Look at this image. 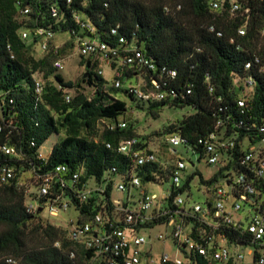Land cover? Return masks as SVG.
Segmentation results:
<instances>
[{
	"label": "trees",
	"instance_id": "obj_1",
	"mask_svg": "<svg viewBox=\"0 0 264 264\" xmlns=\"http://www.w3.org/2000/svg\"><path fill=\"white\" fill-rule=\"evenodd\" d=\"M53 3L54 0H0V91L11 90L16 99L12 108L0 113V143L24 149L28 161L38 172L67 165L73 171L82 172L83 183L90 179L101 183L110 167H117L122 174L132 168L131 161L108 149L107 144L117 146L122 140L137 138L138 134L134 126L125 130L109 129L110 124L119 122L125 114L127 103L113 92L120 90L113 87L111 92L108 91L107 80L97 74L91 58L82 57L86 73L79 82L66 81L54 69V61L63 59L69 47L75 48L72 40L58 54L52 46L40 55L35 40L23 39L24 32L33 33L36 28L53 23L49 15ZM57 3L65 19L53 26L56 34L69 33L73 37V31L78 29L73 20L74 12L93 24L102 40L113 41L111 29L120 25V32L130 40H136L158 65L178 71L171 90L179 92L175 101L153 104L130 98L139 107L148 104L154 118L166 106L194 109V114L169 126L164 133L181 135L196 153L203 155V149L196 144L213 133L219 121H224L230 136L235 132L233 122L244 120L246 125H259L264 118V78L257 80L246 116L240 114L237 105L244 96L243 87H238L237 81L246 77L245 63L253 52L264 57V37L260 33L264 24V3L260 0H254L251 5V27L243 39L247 51L239 50L237 45L229 42L232 37L237 38V29L243 23L241 17L231 16L229 4L226 11L220 12L211 9V0H72L71 4L67 0H58ZM167 7L169 11H166ZM27 8L31 13L22 15ZM211 26L222 31L224 36L219 38L210 32ZM207 73L212 76L213 93L206 82ZM35 74L40 75L45 85L40 99L34 92ZM189 89L191 94L187 93ZM67 96H71L70 101ZM228 115L233 120L228 121ZM236 131H240L241 139L246 134L254 142L262 138L255 128L249 133L245 128H236ZM53 135L59 139L48 162L41 163L36 159V152ZM32 140L36 141L37 147H29ZM142 141L140 147L149 150L148 140L143 138ZM15 164L19 171L24 167L20 162ZM162 168L160 164H152L138 168L136 172L146 183L155 180V173L163 175ZM106 196L109 213L98 205V196H94L89 204L75 202L74 209L83 216L80 222L84 217L91 220L99 211L109 218L113 196L111 185ZM26 201L23 190L0 184V264H105L93 261L91 251L72 242L69 229L45 221L41 212L29 214ZM157 223L160 222L151 225ZM57 243L61 244L60 248ZM72 251L76 252V259L70 258ZM190 259L192 261L182 264H208L198 256H190ZM8 260L13 261L9 263Z\"/></svg>",
	"mask_w": 264,
	"mask_h": 264
},
{
	"label": "built area",
	"instance_id": "obj_2",
	"mask_svg": "<svg viewBox=\"0 0 264 264\" xmlns=\"http://www.w3.org/2000/svg\"><path fill=\"white\" fill-rule=\"evenodd\" d=\"M57 1L54 0L49 8L52 24L22 35L25 41L35 40L41 54L48 52L52 46L55 54L61 49L54 44L56 32L53 26L61 23L65 15ZM260 1L264 3V0ZM67 3L71 4L72 0H67ZM253 3L254 0H211L210 3L212 10L220 12L226 11L229 4L231 16L241 17L243 23L237 29V38L232 37L229 41L239 50L247 51L243 39L248 36L251 27ZM166 11H169L168 7ZM30 13L28 8L22 11V15ZM73 20L78 26L72 33L75 48L81 57L91 58L99 76L105 78L106 69L111 70L115 89L143 103L175 101L179 92L171 90L178 78L177 70L158 65L143 47L138 46L136 40H130L120 32V25L111 29L113 41H106L99 37L96 27L79 13H73ZM209 30L219 38L224 36L215 26ZM260 33L264 37V24ZM53 67L58 73L63 72L66 68L64 59H56ZM244 70L246 77L237 81V86L243 87L244 96L237 101V105L240 114L246 116L248 101L256 91L257 80L264 78V57L253 52ZM135 77L138 82H130ZM33 79L35 95L40 99L45 91L44 82L39 74L33 75ZM206 82L213 93L215 87L210 73L206 74ZM191 92V89L187 91L188 94ZM70 100L71 96H67V101ZM15 104L11 90L0 91V113ZM227 120H233L232 116L228 115ZM129 127L126 120L109 125L112 131ZM236 128H245L248 133L255 128L262 138L254 142L246 134L241 139ZM233 129L235 132L227 135V126L221 120L213 133L196 144L203 149L199 161L206 158L210 165L223 164L219 178L216 176L213 181H202L200 186H194L200 174L197 171L188 173L190 167L185 160L174 156V163H162L152 149L140 147L143 141L139 138L122 140L117 146L107 144L108 149L131 161L132 168L122 174L117 167H110L101 183L95 179L83 183L82 172L73 171L67 165L38 172L36 166L28 161L24 149L0 143V184L14 185L24 191L29 214L36 215L47 210L51 217H59L70 209L75 210L77 219L70 222L69 238L91 251L95 262L182 264L192 261L190 256H198L208 264H264V147L257 146L264 142V118L259 125H246L244 120L233 122ZM167 142L172 147H190L187 139L179 134L170 135ZM29 147H37L36 141L32 140ZM41 149L37 150L36 159L46 164L49 157ZM15 162L22 163L24 167L17 170ZM152 164L162 165L160 171L164 174L155 173V180L143 183L136 170ZM192 166L195 167V164ZM93 181L94 185H91ZM166 181L171 182L166 193L158 195L149 191L150 185L163 186ZM110 185L113 189L111 216L109 214L106 218L104 212L99 211L91 220L84 217L80 222L83 216L74 209L75 204H89L94 196L104 200L103 203L98 201V205L109 213L106 190ZM116 191L123 196L116 197ZM155 221L160 223L152 226ZM159 225L173 229L181 258L173 260L168 254L157 257L153 253L154 240L144 233ZM166 238L160 235L158 240ZM56 246L60 248L61 244ZM70 258L76 259V252L72 251ZM12 261L8 260L9 263Z\"/></svg>",
	"mask_w": 264,
	"mask_h": 264
},
{
	"label": "rangeland",
	"instance_id": "obj_3",
	"mask_svg": "<svg viewBox=\"0 0 264 264\" xmlns=\"http://www.w3.org/2000/svg\"><path fill=\"white\" fill-rule=\"evenodd\" d=\"M71 38L72 37L69 33H58L54 38V42L56 41V43L61 46L64 43H69L72 40ZM38 51L39 54L42 55L40 50ZM63 59L65 61L66 68L59 74L66 81L79 82L86 73V69L81 63L83 60L78 52V49L69 47L68 52L65 54ZM105 79L107 80L106 87L108 91L111 92V89L113 88V76L111 70L106 69ZM90 90L91 89L88 88V91ZM113 92L120 100L127 103L126 112L124 115H122L120 120H126L129 123V126H134L136 128L138 134L137 138L141 140L145 138L148 140L149 148L156 153L160 162L167 163V165H169L174 163L176 158L185 160L190 167L188 173L197 171L201 175H198L195 179L194 186H200L202 185V181H211L216 176L219 178L220 172L223 170V164L210 165L206 158H203L199 161V154H196L192 148L186 146L172 147L167 142V139L170 137V135L164 133L165 130L171 125L178 124L184 119V117L194 114V109L191 107L174 108L166 106L162 108L159 116L154 118L151 114V111L149 110L148 104L139 107L138 103L134 102L122 91ZM58 139L59 138L56 135H53L42 146L41 151L46 157H50ZM257 146L264 147V142ZM192 164H195V167H193ZM91 185H94V181ZM169 187H171V182L166 181L163 186L154 184L150 185L149 191L151 193L161 195L166 193ZM114 195L116 197L123 196L122 193L117 191L114 193ZM42 214L45 221L60 226L64 229H69L71 220L77 219V212L73 209L62 213L59 217H51L47 210H45ZM144 234L152 236L154 240L152 244L153 253L157 257L162 256L164 253L168 254L173 260L182 257L178 247L175 244L173 229L171 227L159 225L151 231L145 232ZM160 235H164L167 238L160 241L158 240ZM147 247L150 248L151 246Z\"/></svg>",
	"mask_w": 264,
	"mask_h": 264
},
{
	"label": "crops",
	"instance_id": "obj_4",
	"mask_svg": "<svg viewBox=\"0 0 264 264\" xmlns=\"http://www.w3.org/2000/svg\"><path fill=\"white\" fill-rule=\"evenodd\" d=\"M54 44L56 45V46H59L60 48H62V47H64L67 43H64V44H62L61 46L60 45H58L57 43H56V41L54 42ZM130 82H132V83H137L138 82V78H133V79H130Z\"/></svg>",
	"mask_w": 264,
	"mask_h": 264
},
{
	"label": "water",
	"instance_id": "obj_5",
	"mask_svg": "<svg viewBox=\"0 0 264 264\" xmlns=\"http://www.w3.org/2000/svg\"><path fill=\"white\" fill-rule=\"evenodd\" d=\"M90 63H88V67H89Z\"/></svg>",
	"mask_w": 264,
	"mask_h": 264
}]
</instances>
